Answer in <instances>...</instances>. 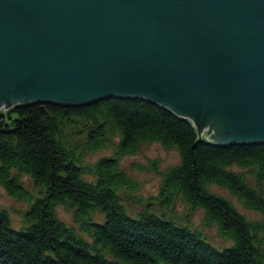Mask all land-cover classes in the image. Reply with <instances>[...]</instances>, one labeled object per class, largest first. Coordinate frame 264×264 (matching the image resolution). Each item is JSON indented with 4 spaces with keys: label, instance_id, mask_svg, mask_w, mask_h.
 Returning a JSON list of instances; mask_svg holds the SVG:
<instances>
[{
    "label": "trees",
    "instance_id": "obj_1",
    "mask_svg": "<svg viewBox=\"0 0 264 264\" xmlns=\"http://www.w3.org/2000/svg\"><path fill=\"white\" fill-rule=\"evenodd\" d=\"M197 131L142 98L34 102L0 111V187L29 203L28 226L21 230L0 205V264H264V143L218 145ZM148 142L179 153V164L159 173L164 205L180 196L203 210L230 247L219 250L200 231L150 209L129 214L120 191L138 184L120 161ZM108 148L114 149L111 157L87 162ZM151 168L157 170V163ZM22 176L37 192L25 187ZM213 185L260 218L241 214ZM61 205L72 212L73 226L59 218Z\"/></svg>",
    "mask_w": 264,
    "mask_h": 264
},
{
    "label": "water",
    "instance_id": "obj_2",
    "mask_svg": "<svg viewBox=\"0 0 264 264\" xmlns=\"http://www.w3.org/2000/svg\"><path fill=\"white\" fill-rule=\"evenodd\" d=\"M110 97L264 143V0H0V111Z\"/></svg>",
    "mask_w": 264,
    "mask_h": 264
},
{
    "label": "rangeland",
    "instance_id": "obj_3",
    "mask_svg": "<svg viewBox=\"0 0 264 264\" xmlns=\"http://www.w3.org/2000/svg\"><path fill=\"white\" fill-rule=\"evenodd\" d=\"M118 141L119 138L116 137L114 142L118 143ZM113 153V148L98 151L88 155L87 162L92 164L103 157H111ZM120 162L121 168L138 184V188L135 190L120 191L123 204L131 216L135 217L141 211L150 209L152 212L165 216L178 225H185L193 231H200L204 239L219 250L232 245V242L224 238L219 232L215 224L206 222L203 210L188 207L180 196L175 198L169 205H164L163 199L158 196L162 181L159 173L177 166L180 162L179 153L176 149H166L160 143H142L133 154L122 157ZM152 162L157 163V170H152ZM22 180L27 189L37 192L29 176H22ZM212 189L219 195L229 199L237 210L249 219L256 220L260 218L257 212L247 209L239 199L233 197L227 190L216 185H213ZM262 192L264 194V187ZM0 205L10 213L14 229L21 230L23 227L28 226L24 219V213L29 208L28 202L18 201L0 187ZM57 212L59 218L68 226L74 225L72 212L66 207L58 206ZM99 217H101L99 221H104L103 215Z\"/></svg>",
    "mask_w": 264,
    "mask_h": 264
}]
</instances>
